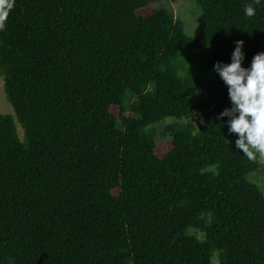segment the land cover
I'll return each instance as SVG.
<instances>
[{"label": "trees", "instance_id": "trees-1", "mask_svg": "<svg viewBox=\"0 0 264 264\" xmlns=\"http://www.w3.org/2000/svg\"><path fill=\"white\" fill-rule=\"evenodd\" d=\"M195 2L196 37L160 0L0 8V264H264V156L213 70L264 52V4Z\"/></svg>", "mask_w": 264, "mask_h": 264}, {"label": "clouds", "instance_id": "clouds-1", "mask_svg": "<svg viewBox=\"0 0 264 264\" xmlns=\"http://www.w3.org/2000/svg\"><path fill=\"white\" fill-rule=\"evenodd\" d=\"M264 4V0H252L243 9L246 17H252L254 5ZM13 0H0V8L8 11ZM4 16L0 15V19ZM244 41H235V48L229 63L217 61L213 70L227 86L230 108H225L217 117H228V132L237 135L235 148L254 160L257 154L264 156V52H258L250 66L243 67L245 59Z\"/></svg>", "mask_w": 264, "mask_h": 264}, {"label": "rangeland", "instance_id": "rangeland-1", "mask_svg": "<svg viewBox=\"0 0 264 264\" xmlns=\"http://www.w3.org/2000/svg\"><path fill=\"white\" fill-rule=\"evenodd\" d=\"M161 4L173 11L177 18L181 19L186 27V34L190 37H196L199 33V27L197 23L198 8L195 0H160ZM185 55L189 54V49L185 50ZM0 115H14V111L7 101L3 91V80L0 78ZM171 120H166L161 126H157L156 129H162L165 125L171 123ZM198 126L201 124L200 117L193 119ZM118 125L123 126L124 121L118 120ZM248 181L255 183L264 194V171L260 173H252L248 176ZM217 264V261L214 260Z\"/></svg>", "mask_w": 264, "mask_h": 264}]
</instances>
